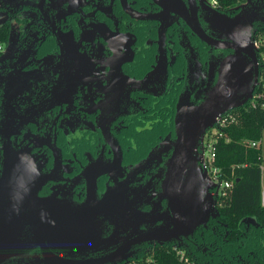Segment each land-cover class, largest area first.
<instances>
[{"label":"flooded vegetation","instance_id":"obj_1","mask_svg":"<svg viewBox=\"0 0 264 264\" xmlns=\"http://www.w3.org/2000/svg\"><path fill=\"white\" fill-rule=\"evenodd\" d=\"M237 5L0 0L6 37L0 51V167L3 147H10L24 152L42 177L39 195L81 204L94 190L104 240L75 258L114 264L104 257L119 250L127 258L116 264H124L157 244H172L201 250L211 264L221 255L225 264L232 241L227 229L221 245L212 236L226 226L217 209L171 241L143 240V232L172 219L163 180L176 138L177 105L181 98L200 104L221 77L235 51L228 44L235 40L218 19L236 14ZM247 6L259 12L250 26L253 43L264 26V0ZM257 67L259 74L258 59ZM107 190L105 217L100 206L106 205ZM215 199L218 208L216 194ZM40 256L33 248L24 260L7 264H46Z\"/></svg>","mask_w":264,"mask_h":264},{"label":"water","instance_id":"obj_2","mask_svg":"<svg viewBox=\"0 0 264 264\" xmlns=\"http://www.w3.org/2000/svg\"><path fill=\"white\" fill-rule=\"evenodd\" d=\"M251 0L236 7L233 16L219 15L235 51L228 56L221 77L208 92L206 99L192 106L181 98L175 117L176 138L167 161L163 195L167 197L172 219L165 227L143 232V240L171 241L192 232L205 223L217 209L213 183L201 166L202 157L196 150L204 131L216 122L219 112L244 104L258 83L257 53L250 40V26L258 11L248 9ZM245 55L251 57L247 61ZM42 177L21 150L3 147L0 167V264L20 262L33 248H39V260L46 264H103L101 260L77 259L75 254L95 250L101 236L102 219L97 217L94 190L81 204H71L54 196H41L38 191ZM106 205L100 206L108 217ZM101 205V204H99ZM103 205V204H102ZM147 220L149 213L143 214ZM172 224V226H170ZM168 235H159L162 232ZM114 234V233H113ZM173 236V238H172ZM61 252L69 255L63 257ZM127 255L111 252L107 260L116 264ZM131 256V255H130Z\"/></svg>","mask_w":264,"mask_h":264},{"label":"trees","instance_id":"obj_3","mask_svg":"<svg viewBox=\"0 0 264 264\" xmlns=\"http://www.w3.org/2000/svg\"><path fill=\"white\" fill-rule=\"evenodd\" d=\"M238 0H220L221 6L227 7ZM258 30L264 31V26ZM6 39L0 31V40ZM261 89L260 85L255 90ZM264 101V97H260ZM237 111L236 122L229 123L222 130L216 143L217 164L222 167L224 177L232 179L230 191L223 197L217 196L218 217L226 222L213 238L221 245L222 232L228 230L229 244L225 264L250 262L264 264V204L261 202V162L262 147L251 145V140H261L264 129V106L241 105L233 108ZM254 221H250L249 218ZM220 234V235H219ZM216 236V237H215ZM172 244H157L147 252L134 257L135 264H184L171 249ZM185 249L193 264H211L204 262L201 250ZM241 257H239V256ZM218 262H222L218 255ZM229 261V262H228ZM216 262V264H218ZM120 264V263H118Z\"/></svg>","mask_w":264,"mask_h":264},{"label":"built area","instance_id":"obj_4","mask_svg":"<svg viewBox=\"0 0 264 264\" xmlns=\"http://www.w3.org/2000/svg\"><path fill=\"white\" fill-rule=\"evenodd\" d=\"M246 1L247 0H238L237 3L240 4ZM211 2L214 5L221 4L220 0H211ZM262 33H264V31H258L253 38V45L257 52V59L260 67L257 85H260L261 89L254 90L251 97L242 105H256L260 103L261 106H264V101H260V97H264V36ZM2 48L3 40H0V51ZM232 109L225 111L219 116L196 147V150L202 157L201 166L208 174L209 180L213 183L211 189L220 197L225 196L230 191L232 179L224 177L222 167L217 164L216 143L222 135L223 128L229 123L236 122L237 120V113ZM259 142L260 140L258 139L251 140L250 144L258 145ZM261 202L264 204V190L261 193ZM171 249L175 251L176 255L184 264H193V261L190 259L189 255H187L183 247L172 245ZM124 264H135V260L126 261Z\"/></svg>","mask_w":264,"mask_h":264},{"label":"rangeland","instance_id":"obj_5","mask_svg":"<svg viewBox=\"0 0 264 264\" xmlns=\"http://www.w3.org/2000/svg\"><path fill=\"white\" fill-rule=\"evenodd\" d=\"M263 36H264V33H262ZM237 113V111H236ZM261 165H262V191H263V188H264V129H263V132H262V162H261Z\"/></svg>","mask_w":264,"mask_h":264},{"label":"crops","instance_id":"obj_6","mask_svg":"<svg viewBox=\"0 0 264 264\" xmlns=\"http://www.w3.org/2000/svg\"><path fill=\"white\" fill-rule=\"evenodd\" d=\"M260 141H261L260 144H261V147H262V138H261ZM261 184H262V165H261ZM261 186H262V185H261ZM263 190H264V188H263Z\"/></svg>","mask_w":264,"mask_h":264}]
</instances>
